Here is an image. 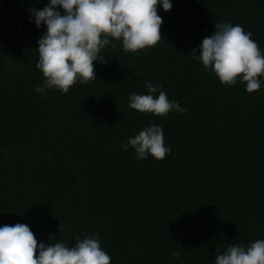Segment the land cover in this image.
<instances>
[{
    "label": "trees",
    "instance_id": "16d2710c",
    "mask_svg": "<svg viewBox=\"0 0 264 264\" xmlns=\"http://www.w3.org/2000/svg\"><path fill=\"white\" fill-rule=\"evenodd\" d=\"M48 3L0 0V226L25 223L38 243L70 246L99 233L110 264H215L217 249L264 238V86L223 84L193 59L218 20L241 24L264 51V0L158 6L157 45L132 53L114 40L94 62L96 79L45 95L35 88L46 25L29 18ZM146 81L186 112L132 109L129 95L147 94ZM152 124L170 154L123 150Z\"/></svg>",
    "mask_w": 264,
    "mask_h": 264
},
{
    "label": "clouds",
    "instance_id": "9594fccd",
    "mask_svg": "<svg viewBox=\"0 0 264 264\" xmlns=\"http://www.w3.org/2000/svg\"><path fill=\"white\" fill-rule=\"evenodd\" d=\"M158 6L170 11L172 0H49L42 9H30V21L37 27L46 25L38 40L36 67L44 80L35 91L47 94L56 88L68 93L77 82L96 79L95 61L106 46L120 41L125 52L136 53L157 45L163 38V18ZM197 50V49H196ZM199 61L226 85L245 83L248 92L264 86V51L253 39V33L241 24L217 21L215 31L205 36L198 48ZM147 94L131 92L129 106L142 113L165 116L186 109L170 99L163 85L146 81ZM135 150L137 159L149 156L162 160L170 154L162 125L145 126L121 145ZM38 252V255H37ZM179 254L177 253V256ZM112 257L101 244L99 233L46 244L38 240L28 224L0 226V264H110ZM215 264H264V238L249 246L230 244L222 253L217 249Z\"/></svg>",
    "mask_w": 264,
    "mask_h": 264
}]
</instances>
